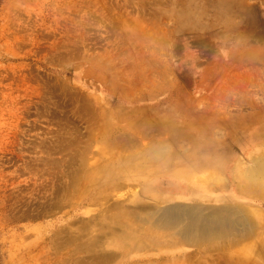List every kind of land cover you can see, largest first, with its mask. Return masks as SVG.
<instances>
[{
    "label": "rangeland",
    "instance_id": "374dc122",
    "mask_svg": "<svg viewBox=\"0 0 264 264\" xmlns=\"http://www.w3.org/2000/svg\"><path fill=\"white\" fill-rule=\"evenodd\" d=\"M258 115L264 0H0V264H62L69 251L55 245L58 229L76 234L85 221L82 241L98 237L96 251L114 254L100 264H264V198L240 196L231 180L240 161L264 151L251 139L258 126L245 125ZM180 119L206 139L176 146L145 167L150 175L113 181L123 188L104 207L118 206L68 204V190L57 207L58 187L83 176L73 175L71 131L78 142L93 140L94 153L101 144L92 132L109 133L123 142L111 151L122 157L169 139L167 124ZM133 140L139 146L130 149ZM186 168L229 184L209 189L208 200L157 201L144 192L188 183L178 174ZM225 198L255 204L259 217L215 224ZM145 204L155 207L138 210ZM173 205L178 218L169 225L162 217ZM190 206L196 219H209L203 233L188 230Z\"/></svg>",
    "mask_w": 264,
    "mask_h": 264
},
{
    "label": "bare ground",
    "instance_id": "6f19581e",
    "mask_svg": "<svg viewBox=\"0 0 264 264\" xmlns=\"http://www.w3.org/2000/svg\"><path fill=\"white\" fill-rule=\"evenodd\" d=\"M251 121H248L250 124L245 123L247 127L249 125L258 126L251 136L252 143L258 145V148L264 150V119L262 115L254 116ZM181 122H173L172 124H167L168 129L172 132L170 134L169 139H164L162 141L149 143L144 146L143 143L141 145L144 146L143 150H141L138 154H134L131 156H122L120 157L114 152H111L115 147L123 146V142L121 140H110L109 133H106L104 136L97 137L98 132H92L91 136L94 137L95 141H100V149L97 153L92 151L93 140H87L78 142V139H81L77 133L71 131L70 138L68 142V146L71 151H73V155L70 158L71 162L79 161V165L74 170V174H83L80 176L78 180H67L65 183L61 184L58 188L60 189V196L58 198L57 207L63 208L66 206V202L64 197L68 190L71 191V197L68 201L70 203L71 199H81L77 201H85L88 204L93 205H101L104 211H109L112 208L118 206L116 201L108 204L104 207V204L109 202V193L113 190H118L123 188L120 184H113V181L118 179H133V176L144 177L145 174H149V172H145L144 169L146 166H152L157 163L162 162L165 159L171 158L174 154L172 151H175L176 146L178 147L181 144H185V141H194L199 140L198 138L205 137L202 135V131L199 134L192 133V123L187 120L180 119ZM102 129L106 130L110 126L109 123L103 121ZM144 125V122L142 123ZM210 125V123H207ZM154 127V126H153ZM206 128V127H205ZM161 135L163 134L160 133ZM195 135V136H194ZM198 135V136H197ZM112 136V135H111ZM154 137H159V135H153ZM198 137V138H197ZM106 138V139H105ZM105 139V140H104ZM108 139V140H107ZM165 141V142H164ZM200 141V140H199ZM202 141V140H201ZM164 142V143H163ZM170 142V143H166ZM139 146L136 141H132L128 144V148L133 149ZM98 149V148H97ZM123 150V148H120ZM107 152H111L107 154ZM103 158V155L107 156V159H104L103 163L99 165L98 161L93 163L92 166L86 167V162L90 158H94L95 156ZM178 155V154H176ZM175 155V156H176ZM250 163H244L240 161L237 164V169L235 173L231 176L232 187L236 190V193L240 196H249L254 199L264 198V151L259 154H254L250 157ZM113 166V167H112ZM119 167V168H117ZM83 169V171H81ZM181 170V169H179ZM195 170L193 168H186L182 171H179L178 174H181L185 177L188 183L183 184L181 182H177L172 186H162L160 185L158 188H155L153 184L151 187H145L144 192L151 199L155 200H167L171 199H188L190 201H194L195 198H199L200 200H208L210 199L209 189L214 187H222L224 188L227 184H229V180L227 179L221 180L220 178H214L213 176H200L196 177ZM150 175V174H149ZM134 177V178H135ZM179 178V177H178ZM181 179V178H179ZM105 182L104 185L102 183ZM235 190L233 192H235ZM132 191H129V193ZM134 199L137 200V193H132ZM216 198L222 199L223 197L217 196ZM214 197V199H216ZM217 200V199H216ZM219 201V200H217ZM226 203H229L230 200L225 198ZM50 204H54V200L50 199ZM228 206L221 207L226 213L223 215L215 214L214 223L221 224L222 221L231 220V223L235 220V216H241V218L252 219L253 216L259 217V212L255 204H241V203H229ZM138 210H150L155 206H147L140 205L137 206ZM173 208H176V205H173L169 208L167 212L164 213L162 219L167 221L169 220V225L175 224L177 222V211ZM196 207L190 206L187 208L186 216L190 219L188 230H192L193 227H198L201 230V233L207 230L209 219L202 217L201 220L196 219L194 216V210ZM193 218L195 220H193ZM240 218V219H241ZM192 220L194 221L192 224ZM263 220H261L262 222ZM90 223V221L82 222L80 228L84 230L86 226ZM258 223H260L258 221ZM264 225V224H263ZM257 227V223H256ZM78 229L76 234H72L71 231L67 228L66 225L61 226L58 229L57 235L53 239L55 245L60 248H67L69 251L68 256L62 262V264H100L102 260H110L114 257V254L107 253L105 256H101L97 251V244L99 242L98 237L93 238L89 242H83L82 235L83 230ZM226 258L229 260L232 259L231 254H227ZM219 262V261H218ZM227 263V262H226Z\"/></svg>",
    "mask_w": 264,
    "mask_h": 264
}]
</instances>
